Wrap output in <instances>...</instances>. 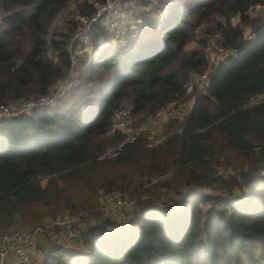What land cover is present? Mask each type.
I'll return each mask as SVG.
<instances>
[{"label": "trees", "instance_id": "trees-1", "mask_svg": "<svg viewBox=\"0 0 264 264\" xmlns=\"http://www.w3.org/2000/svg\"><path fill=\"white\" fill-rule=\"evenodd\" d=\"M69 1L0 0V104L46 94L67 75L73 14L48 35ZM96 1L103 0H82L76 12L91 14ZM137 1L154 9L170 3ZM262 1L175 0L163 21L146 18L125 44L96 23L88 47H105L90 64L85 90L67 99L78 82L56 105L0 119V233L90 209L101 189H140L131 226L106 219L85 231L88 254L54 245L39 264H264V100L250 103L264 93V21L245 13ZM241 23H251L250 34ZM205 31L219 34L228 55L212 65L210 84L190 93L180 129L154 146L143 131L102 156L126 138L109 132L124 102L137 114L187 96L190 76L209 64ZM235 187L234 196L216 193ZM170 192L181 195L178 207L156 203Z\"/></svg>", "mask_w": 264, "mask_h": 264}, {"label": "built area", "instance_id": "built-area-1", "mask_svg": "<svg viewBox=\"0 0 264 264\" xmlns=\"http://www.w3.org/2000/svg\"><path fill=\"white\" fill-rule=\"evenodd\" d=\"M137 3V0L96 1L95 11L91 14L77 12L76 15H74V19L78 25L70 40L71 66L67 75L56 81L46 94L38 97L24 98L0 104V119L4 117H11L19 113H30L36 107L56 105L68 91L78 84L77 65L79 62L80 47H88L91 45L93 26L96 23H102L107 29L112 41L117 42V44H125L130 34H135L138 28L142 25L139 12L137 10ZM263 10L264 1L251 4L245 13L253 15L258 11ZM160 14H162V12ZM142 17L143 20H145V15ZM238 18L239 15H233L231 17V23L235 25L238 22ZM210 47L211 44H208L206 56L208 58L209 65L212 66L217 63L219 59H214V57L209 53L208 49H210ZM226 56L227 55L223 56L221 59ZM211 60L214 61L212 62ZM210 81L211 75L209 70H205L202 73H193L188 79L187 91H190L194 86H196L195 84H199L200 87L208 86ZM254 98H252L250 103H254L252 102ZM171 102H174V100L169 103ZM165 106L159 108L156 113L158 116L168 115L172 117H179L181 115L177 106ZM134 119L135 116L133 115L130 106L121 105L115 109L111 118L109 132L112 133L121 131L126 134L125 140L117 145V149L124 145L126 141H133L136 139L146 129L144 125L134 124ZM159 142V139L150 140L149 146H154ZM116 152L117 151H114L112 154H116ZM105 155L106 153L102 156ZM148 185V183L145 184V186ZM125 195L126 194L114 195V193H109L105 197V203L113 204L115 202L114 197L116 199L129 201ZM85 214H87V211L85 209H80L75 213V215L50 217L32 226L20 227L0 233V264L32 263L34 259L32 253L28 249V246L37 235L54 237V235L58 232H62L69 239L77 242L78 246H87L88 240L86 235L76 224L80 217ZM120 218L121 216H119L118 220L115 219L117 220L116 222H119L118 224L120 225H125L124 223L127 220L121 221ZM11 256L14 257V260L12 262H8V259Z\"/></svg>", "mask_w": 264, "mask_h": 264}, {"label": "rangeland", "instance_id": "rangeland-1", "mask_svg": "<svg viewBox=\"0 0 264 264\" xmlns=\"http://www.w3.org/2000/svg\"><path fill=\"white\" fill-rule=\"evenodd\" d=\"M73 1H75V0H73ZM137 5H138L137 10L140 11L139 9H142V6L139 3H137ZM146 9H148V10H147L146 16L144 18L150 19V21H152V22L156 21L158 14L161 13V12H159V9L158 10L154 9V6H152V5H149V7ZM76 10H77V8H75V6L71 5V4L68 5L64 10H62V12H60V14H58L56 20L50 26L48 37L49 38L52 37V35L60 27H62L64 25V21H65V18L67 16H69L70 14H73V16L76 15V13H77ZM168 10L170 11V7H168ZM143 13L144 12L139 13L140 21H142V23L144 22L143 17H142ZM165 16L166 15H164L163 18H165ZM249 17H250V19H257V20H263L264 21V10L258 11L257 13H255L253 15H249ZM159 19H160V16H159L158 20ZM216 19H219V17L216 18V16H215V18H212L211 20L206 22L203 26H200L196 31V36L200 37L203 28L211 25ZM239 20H240V18H238L237 21H239ZM241 25L244 27L246 34L249 33V31L252 28L251 23L250 24L241 23ZM203 33L206 35V37L208 39V41H207L208 44H211V47L208 50H209V53L214 57V59L216 58V60H218V59L220 60L223 56L228 55L227 50L225 48L221 47V38H220L218 33L215 32L214 34H210L207 31H205ZM195 46H196V43L191 42L189 44L188 48L191 49V48H194ZM205 49L207 51V46ZM82 53H84V52H80V55H79V60L81 59V63H80V65L78 64V67H77V69H78V82L80 83V85L77 87V89L75 90L74 93L68 94V97H67L68 100H71V98H73L74 96L76 98L77 95L79 94L77 91L82 92L83 90H85V79L84 78L86 77V75H88L87 73L89 72L88 69L90 68V65L86 64V62H87L86 61V58H87L86 53H84V54H82ZM49 54L51 56L54 55L52 50L49 51ZM87 60H88V58H87ZM211 61L213 62L214 60H211ZM211 67L212 66H210L208 64L206 70L207 71L209 70L211 72ZM109 75H111V73H109ZM195 85H198L200 87L199 84H195ZM195 88L196 87L194 86L190 91H187V89H186V93H188V94L185 98L174 100V102H171L165 106V107H168L171 105L177 106L181 112V115L179 117H172V116H168V115L158 116L156 113L159 109H157L156 111L146 110L142 113L133 114L135 116L134 124L144 125L146 127V129L144 131L147 132V136L149 138V141L153 140V139H159L160 140L159 143H161L169 133L180 129L182 122L184 121V119L186 117V114L188 113V111L192 107L193 97L190 95V93ZM263 100H264V94H262L261 96L255 97L254 101H252V102H259V101H263ZM123 105H127V106L132 107V103L130 101L124 102ZM116 150H117L116 144L110 145L105 152L106 153L105 156L114 155L112 153ZM167 176L168 175H165L162 177H154L153 182L164 180V179H166ZM82 192H84V190L80 189V188L75 190V193L77 196L80 195ZM102 192H103V190L101 189L100 194H99V202L95 203V205L92 208H90V209L79 208L75 211H71L69 209H66L65 211H62L61 213H59L57 216L75 215V213L78 210L85 209L87 211V214L82 215L80 217V219L76 222L77 226L83 231L84 234H85L86 230H88L89 228L92 227L93 223H95V224L97 223L96 225H102L103 221L106 219H108V220L110 219L112 222H116L119 219V216H121V218H120L121 221L127 220L124 223L125 225L131 226V224L136 220L137 215H138L139 210H140L139 199L142 195L141 194L142 191L139 189L137 192H129V191H121V190H113L111 192H108V193H114V195L126 194L125 196L129 199V201H126L124 199H116L114 197L115 202L113 204L112 203H105L106 202L105 197L108 193H102ZM239 192H240L239 187H235L233 189V191H231L230 193L227 189L216 191V193H219L221 195H228V196H231V195L234 196V194H238ZM180 199H181V195L179 193L176 194V193L170 192V193H166L165 196L162 199L158 200L156 203L158 205L165 204L166 206H169V207L172 205H175L174 208H176L180 205V203H179ZM171 202H174V203H171ZM50 217H52V216L46 215L44 217V219L50 218ZM115 219H117V220H115ZM108 229H110V228H108ZM61 235L69 241H74V240L69 239L62 232H58L57 234L54 235V237H50V236H46V235H37L28 246V249L32 253L33 259H34L33 262L30 264H39L43 260L44 254L46 253V251L49 250L48 245L51 242V238H55V237L59 238V236H61ZM87 244L88 245L85 246V248L89 247V243H87ZM77 247L81 248L82 246H77ZM85 255L86 254H83L82 256H85Z\"/></svg>", "mask_w": 264, "mask_h": 264}, {"label": "crops", "instance_id": "crops-1", "mask_svg": "<svg viewBox=\"0 0 264 264\" xmlns=\"http://www.w3.org/2000/svg\"><path fill=\"white\" fill-rule=\"evenodd\" d=\"M73 0H70L68 3H67V6L68 5H74L75 6V8H77L78 9V4L80 3V2H82V0H75V1H73ZM175 0H169V2L170 3H168V4H166V5H164L163 7H161L160 9H159V12H162V14H158V16H157V19H156V21H163V16L164 15H166V12L168 13V7H170V5H171V3H173ZM71 2V3H70ZM66 6V7H67ZM142 6V9H139L140 11H138L139 13H141V12H144L143 14H142V16H146V12H147V10L148 9H146V8H148L149 6H147V5H141ZM65 7V8H66ZM64 8V9H65ZM157 9V8H156ZM158 10V9H157ZM167 10V11H166ZM77 11V10H76ZM62 12V11H61ZM159 16H160V19L158 20V18H159ZM144 19H146V18H144ZM251 31V30H250ZM249 31V32H250ZM105 47V45H104V43H100L98 46H94V48L93 47H88L87 48V50H88V52H84V53H86V55H87V58H88V60H87V58H86V64H88V65H90L91 63H92V61L97 57V55L102 51V49ZM110 76V75H109ZM262 94H264V93H262ZM262 94H259V95H257V96H261ZM256 96V97H257ZM193 101H194V99H193ZM253 101H254V99H253ZM193 104V103H192ZM95 222V221H94ZM97 224V223H96ZM95 223H93L92 224V226H94V225H96ZM75 241H69V240H67L65 237H63L62 235L61 236H59V238H57V237H55V238H51V242H50V244L48 245V248H50V247H52V246H54V245H61V246H65V247H68V248H70V249H72V250H74L77 254H87L88 253V248L86 247H84V246H82L81 248H78L77 246H78V244L76 243ZM46 251V250H45ZM14 260V257L13 256H11V257H9V259H8V262H12Z\"/></svg>", "mask_w": 264, "mask_h": 264}]
</instances>
